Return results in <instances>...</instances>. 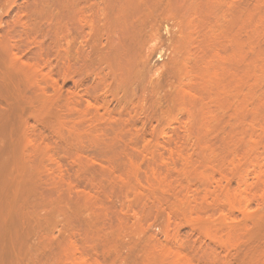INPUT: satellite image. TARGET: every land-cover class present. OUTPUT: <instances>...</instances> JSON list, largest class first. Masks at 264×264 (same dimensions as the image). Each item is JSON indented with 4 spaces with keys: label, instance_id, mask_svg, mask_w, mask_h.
I'll use <instances>...</instances> for the list:
<instances>
[{
    "label": "rangeland",
    "instance_id": "374dc122",
    "mask_svg": "<svg viewBox=\"0 0 264 264\" xmlns=\"http://www.w3.org/2000/svg\"><path fill=\"white\" fill-rule=\"evenodd\" d=\"M74 1L0 0V264H264V0H138L122 77L79 0L78 112Z\"/></svg>",
    "mask_w": 264,
    "mask_h": 264
},
{
    "label": "bare ground",
    "instance_id": "6f19581e",
    "mask_svg": "<svg viewBox=\"0 0 264 264\" xmlns=\"http://www.w3.org/2000/svg\"><path fill=\"white\" fill-rule=\"evenodd\" d=\"M139 8L138 0H126V2L121 5L118 4V9L113 6V2L106 3L105 6L100 10L99 17L102 20H106L108 18V12L113 14L116 23L120 24L122 27L121 37L118 40L117 45L113 50V57L110 61L111 64L108 65L109 72L114 73L122 77L123 74H130L131 72V58H132V46L134 44V23L135 17ZM119 16L122 19L119 21ZM73 19H74V32L75 38H80V34L83 32V36L81 40L78 42V47L75 48L73 54V62L75 67L73 68V75L79 77L81 75V71L83 70L85 77L77 78L76 80L71 79L73 90H72V99L74 102L75 111H79L77 106L80 103V100L83 99L86 107H91V103L87 100V92L83 87V81L88 75L89 65H88V36L93 28L91 19L87 16V14L80 7V1L75 0L73 3ZM98 20V22H99ZM101 45V44H99ZM98 59L96 60V73L95 80L97 81V87L99 90L103 91V95H106V76L100 66L103 64L101 57L102 56V48H97ZM101 56V57H100ZM109 57H107L108 60ZM81 63V64H80ZM69 69V67H68ZM125 76V75H124ZM129 76V75H128ZM98 109V108H97Z\"/></svg>",
    "mask_w": 264,
    "mask_h": 264
}]
</instances>
